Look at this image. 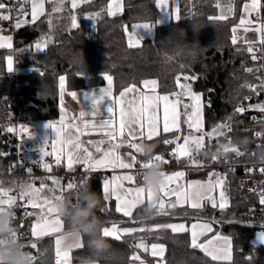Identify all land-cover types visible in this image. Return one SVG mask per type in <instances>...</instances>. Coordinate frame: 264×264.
I'll return each mask as SVG.
<instances>
[{
    "label": "trees",
    "instance_id": "1",
    "mask_svg": "<svg viewBox=\"0 0 264 264\" xmlns=\"http://www.w3.org/2000/svg\"><path fill=\"white\" fill-rule=\"evenodd\" d=\"M108 0H79L73 7L71 0H50L44 4L42 14L31 24L16 29L15 48L22 59L21 68H31L26 74H17L13 79L7 69L11 51L0 49V174L6 173L11 165V147L6 144L8 132L2 129L1 113L7 101L14 97L20 111V119L32 123L53 122L58 117V84L65 77L68 90L102 86L105 76L112 77L114 91L129 86H139L147 79L157 81L160 94L172 95L180 87L176 77L186 76L192 80L191 89L202 97L203 144L206 152L200 155L204 163H249L264 155V139H253L254 133L262 134L264 124L257 109L244 113L237 112L238 104L261 101L262 92L257 86L264 74L260 62L252 59L249 46L258 42V32L253 16L249 24L244 20L243 7L249 0H178L179 20L170 19L158 23L156 0H122V12L112 16L107 12ZM264 12V0H261ZM20 5V9H19ZM231 8L226 19H210L219 16V8ZM28 3L21 0L17 13L28 11ZM7 14L0 10V16ZM79 25L72 27V18ZM90 17V18H89ZM149 23L152 35L141 40L139 47L128 46L127 29L132 25ZM6 20L0 19V26ZM235 29V32L233 31ZM233 37L236 43L233 44ZM41 43L43 48L35 50ZM253 71L248 72L246 69ZM43 73V75H41ZM82 73V75H80ZM194 77V79H193ZM254 84L248 89V84ZM14 85H17L14 88ZM251 99L246 101L247 94ZM257 120L252 121V115ZM218 124L223 129L217 137L208 135ZM183 128H185L183 126ZM176 134L163 133L152 139L142 140V145H154L151 156L137 153V160L145 162L150 157L171 154L172 144L164 140H174ZM225 147H236L242 156L234 152L224 153ZM35 152V151H32ZM218 156V159H213ZM182 162V160H181ZM208 173L193 172L189 178H206ZM102 173L96 172L82 177L81 184L72 189H64L62 197L77 203L79 192L88 187L101 196L96 215L102 226L116 224L133 229H144L124 235L120 240L111 237L114 255L101 260L99 264H137L133 260L138 255L145 264H264V245H254L252 240L257 227L250 224H264V213L249 215L260 206L258 191L264 186V174L243 173L231 170L224 178L225 207L212 209L205 205L200 210H186L190 216L215 217L211 233H221L230 237L232 257L228 262L216 261L199 249L192 248L189 234L173 232L170 228L157 225L170 224L172 218L155 215L142 218V210L137 207L130 217H123L116 211L115 200L104 199ZM64 221L63 232L68 223ZM151 229V231H150ZM23 232V239L30 237ZM143 242L147 247L163 244V260L152 256L136 245ZM33 264H56L53 237L34 241ZM82 247L71 251V264H80L81 258L90 254L87 238H81Z\"/></svg>",
    "mask_w": 264,
    "mask_h": 264
},
{
    "label": "snow or ice",
    "instance_id": "2",
    "mask_svg": "<svg viewBox=\"0 0 264 264\" xmlns=\"http://www.w3.org/2000/svg\"><path fill=\"white\" fill-rule=\"evenodd\" d=\"M167 4V0H157V7L163 9L165 8ZM73 7H76V0H73ZM245 11L246 12H252V11H258L260 8V0H251V4H246L245 6ZM6 5L4 3H0V10L5 9ZM232 9L229 8V11ZM43 12V4L42 2H36L34 0L32 4V19L35 21ZM109 14H112L111 12ZM90 18V17H89ZM177 20H179V14L177 10V14L175 16ZM0 19L3 20H8L9 16L3 15L0 16ZM210 19H218V20H223L226 19L225 16H217V17H210ZM245 21L241 20V24H244ZM17 27H20V22H17ZM72 27L77 28L79 25L76 22V18H72ZM137 27H143L145 29H151L154 27V25L149 24V23H144L141 25H134L133 29ZM257 31H261V29H256ZM235 32V29H233ZM3 39V38H0ZM10 40V37L8 38ZM141 42V39L137 38L136 32L133 31L128 39V46L130 48H135L139 47ZM236 43V38L233 37V44ZM262 44H264V40L261 41ZM4 46L3 44H0V47ZM8 47H11V44L9 43L7 45ZM37 51L41 50V45L37 44L36 45ZM247 51L249 53H253L254 49L253 47L249 46L247 48ZM252 59L255 60L257 59L256 55L253 54ZM8 71L12 72L13 67H12V61L11 58H9L8 62ZM246 71L251 72L253 69L248 68ZM43 75V73H41ZM82 75V73H80ZM105 79L108 81V89H102V96L97 99L94 102V105H99L100 101L104 97H110L111 96V86H112V77L110 75H106ZM184 79H189L188 77H184ZM194 79V77H193ZM180 77H177V83L179 84ZM60 82V88L63 90L65 86V77L61 76L59 78ZM145 85H151L153 91L155 90V86L157 85V81L151 80V81H145ZM184 89V92L182 94L188 95L189 98L194 102V105L192 106V111L189 114V119H188V126L189 128L195 127L197 131L200 130L201 127V121H202V105H201V96L200 94L194 93L191 90V87L188 85H179ZM134 86L132 88L126 89L125 91H133ZM71 95L75 98L77 93L72 92ZM124 93H121V97H123ZM174 95H181V93H176ZM163 101V132L167 133L170 131H173V129L179 131V112H178V105L180 104V100H171L168 95H163V96H142L141 97V104L142 107L138 112H136V117L140 120L141 122V128H143V123H144V117L145 113L149 112L150 110L156 108L158 109L159 103ZM186 109L189 107V105L184 106ZM261 111H264V106H259ZM113 109L111 107L108 108V112H112ZM135 111V109H134ZM237 112H243L245 109L243 107H238L236 109ZM125 111L123 108H121V123H120V135L123 136L124 134V129L125 127L130 126V122H126L123 117L125 116ZM81 117L85 116V112L80 113ZM195 117L193 119L192 117ZM148 126H149V131H148V139H152L153 136H158L159 133V120L154 119L153 117L149 116L148 117ZM88 123H85V127H88ZM92 126H96L95 123L92 124ZM47 127L54 129V131L57 132V135H59V131L56 129L55 125L53 124H48ZM99 127L105 128V127H111V122L110 121H103L102 123H99ZM10 132L13 131V129L9 128L8 129ZM23 131L25 133H28L30 130L28 128H23ZM216 132V129L213 130V133ZM131 135V133H129ZM105 135H108L110 137H115L116 132L115 129L113 128L111 131L105 133ZM257 135H260V133H257ZM30 136V135H29ZM203 142H204V137L203 136H197V137H185L184 138V143L183 144H177L176 149L171 153L172 156L176 158H181V157H193V151L190 148V144L194 143L196 146V151L198 152L202 147H203ZM65 143L68 144H74V148L79 151L80 150V145L79 143H74L71 138H68L65 140ZM94 143V142H90ZM100 143H103L101 141ZM165 144H172L174 141L165 139L164 140ZM133 148H135L137 153H143V146L142 144H133L131 145ZM118 147L117 145H113L112 148H109L107 150H104L102 152V156L99 159L93 158L92 153L88 152V150L85 148L83 149V152L87 154V159H80L79 157L74 156L72 153H69V167L72 166L73 162L76 163H82L87 165L88 169L90 170H96L97 168L100 167H108V166H116L117 163H119V167L121 168H133L135 163H136V156H133L132 160L133 162L131 164L129 163H124L123 161H117V158L115 156V148ZM97 151L100 152L101 149L97 148ZM224 153L228 152H234L237 156H242L243 153L239 151L238 148L236 147H225L223 149ZM47 154V153H45ZM213 159H218V156H214ZM154 160H161L160 156H155V157H150L149 162L143 163L141 166L144 169H150L153 166L152 161ZM59 162V160L57 161ZM167 163V161H164ZM195 159H193V163H196ZM246 171H252V169H247ZM261 172H264V168L260 169ZM165 183L160 186L159 191L163 193L164 197H168L170 195H176L177 196V203L183 199L185 203L190 202V206L192 208H200L202 207L201 200L203 199L201 193L204 191L203 186H200L197 190L189 192L185 190L184 192H178L176 189H172L170 185L178 178H181L184 176L183 172H175L172 173L171 175L163 174ZM114 180L116 179H121L119 177H114ZM122 179H125L129 182H135L137 180L136 176L133 175H127L123 177ZM54 183H59L58 181H54ZM198 183V182H197ZM223 180L221 178H217L216 185H222ZM216 185H210L208 188V191H211L212 188H214ZM43 187V185H41ZM74 185L72 183L67 184V189H72ZM189 187H192V185H189ZM129 194L133 195V199L129 200L127 198H121L117 194V190L115 187H113L112 183L105 181L104 186H103V193H104V199L108 200L110 196L116 195L117 197V205H116V211L117 212H123L124 216H132L133 209H135L139 204L144 203L145 196L147 197V202L149 205L156 207L157 208V215H168L169 213L165 211L166 205H165V200L163 198H157V193L152 190V188L146 184V178L145 174H143V185L136 187L134 189H129L126 190ZM37 192V189H35L32 185H28V190L25 191L24 193L21 194V197L23 198L24 196L31 197L33 194ZM7 197V199H5ZM59 199V197L57 198ZM221 199H224L223 192H221ZM260 202L264 204V192L261 193L260 196ZM47 203V201H45ZM79 203V199L77 201ZM29 204L32 207H36L37 205L29 200ZM15 205V198L8 196V192L6 189L0 188V211H3L5 209H12V207ZM216 204L213 203V207H215ZM225 203H220L219 207L223 209L225 207ZM168 207H176V204H170ZM47 213L50 217H53L51 219H47L45 217H41L39 222L33 227L32 233L34 236H39L41 234L47 235L49 234V231L51 232H56V233H61L56 239V245H57V254H61V245H64V250L62 252L63 255V264H69V252L73 247H82V244L80 242V238H76L73 240V243L70 244H64V242L68 239L67 236L62 232L64 221L62 219V216L59 213L58 208L56 205L48 204L47 206ZM157 228H170L173 232H185L188 231V229L185 227L183 224H165V225H157ZM199 229V231H198ZM144 229H133V228H123L119 229L115 224L111 226H105L102 228V234L104 237L108 238L111 237L115 240H120L122 236L131 234L134 231H143ZM211 230V225L209 224H193L192 225V230H191V247L192 248H200L202 251H204L207 255L211 256L213 260L217 259H230V241L227 240V238L224 239L223 244L225 247L223 248H214L210 247L212 245V241H209L207 244H201L198 243V238L200 235H203L204 232L210 231ZM151 231V229H150ZM261 239L264 240V233L261 234ZM33 248H36V244L33 243L31 245ZM137 248H143L145 251L148 250L147 246L141 242L136 245ZM165 253V247L163 244H152L151 245V254L152 256H159L161 258V261L163 260V256ZM36 257L32 256V260H35ZM133 260H139L140 264H144V261L140 259L138 255H134L132 257Z\"/></svg>",
    "mask_w": 264,
    "mask_h": 264
},
{
    "label": "crops",
    "instance_id": "3",
    "mask_svg": "<svg viewBox=\"0 0 264 264\" xmlns=\"http://www.w3.org/2000/svg\"><path fill=\"white\" fill-rule=\"evenodd\" d=\"M21 1V0H20ZM28 3V11H24L22 13H17L19 15H21V18H18L16 20V24L19 21L20 22V27L29 25L31 23H33V19H32V4L34 2V0H26ZM43 4V10H44V4L46 1H50V0H36V2H41ZM72 4H73V0ZM79 0H76V3ZM123 8V6H122ZM19 9H20V5H19ZM17 12V10H16ZM122 12V11H121ZM120 13H114L112 16L115 15H119ZM254 19V16H253ZM16 26V29L20 28ZM144 30L148 31L146 33V36H149L148 34L150 32H152V28L151 29H145ZM152 35V34H151ZM150 35V36H151ZM0 44H3L4 46L0 47V49H10V47H8L7 45L10 43L11 47H12V42L11 40H9L8 36H2L0 35ZM41 45V49L43 48V45L41 43H39ZM35 50L36 46H35ZM9 58H11L12 61V67L14 70V63H13V58L12 56H10ZM9 62V60H8ZM7 69H8V63H7ZM16 69V68H15ZM145 81H143L141 83V85L139 86H134V90L133 91H128L126 92V89L132 88L133 86H129L126 87L124 89H122L121 91L115 92L114 91V87H113V83L111 86V96L110 97H104L101 101L99 105H94V102L99 99L102 96V89H108L109 85H108V81L105 79V83L102 86H97V87H85V88H81L78 90H68L66 88V84L63 88V90H61L60 88V82L58 84V117L55 121L51 122V124L55 125L56 129L59 131V135L58 136V142L57 144H59V148H58V158L63 159L64 163H65V167L68 170H71L76 162L72 163V166L69 167V153H72L74 156L77 157L78 152L77 150H75L74 152H66L64 147H63V140L64 137L67 136L66 138H69V133L75 128L76 129V141L77 143H79L80 145V149L81 148H85V145H88V152L92 153V157L95 158L96 154L98 155V151L97 148L102 149V145L104 144H109V145H113V143H117L118 138H119V126L118 123H121V108L124 109L125 111V116L123 117V119L126 122H130V126L129 127H125L124 129V134H123V138L125 140V142H122L121 144H117L118 148L117 151L119 153H130L133 156H136V163L134 166L137 165H141L142 162H139L137 160V152L135 150V148L131 147V144H142L141 141L142 140H147L148 137H146L147 131L149 130V126H148V117L151 116L154 119H158L159 120V133L163 134L165 132H163V106H161V104H159L158 109L154 108L152 110H150L149 112L145 113V117H144V123H143V128H141V122L140 120L136 117V112H138L140 110V108L142 107L141 101H139V99H141L142 96L148 95V93L150 92L149 89L144 88L143 83ZM158 85L155 86V88L157 89ZM153 90V89H152ZM157 91V94L159 96H163V95H167V94H160ZM72 92H76L77 95L74 98L71 93ZM184 92L183 88H179L175 93H173L172 95L169 96H173L176 93H181V95L176 96V99H183V98H188L187 95L182 94ZM121 93H124L123 97H121ZM119 98V99H118ZM138 98V100H137ZM111 107L113 109L112 112H108V108ZM135 109V111H134ZM85 112V116L81 117L80 113L81 112ZM179 111V108H178ZM103 121H110L111 122V127H105V128H101L99 127V123H102ZM85 123H88V127H85ZM95 123L96 126H92V124ZM32 122H29L28 125L26 126H22L21 129L23 130V128H28L30 131L28 132L29 136V150L30 151H35L36 153L40 154V155H45V153L43 152L45 149V144H39L38 148H34L32 147V145L36 144L34 143V129ZM115 129L116 132V136L110 137L108 135H105V133L111 131L112 129ZM174 132L176 134L175 138H174V143H173V149L172 152L176 149V145L177 144H183L184 142V138L185 137H190V131L188 128V131L186 128H183V124L182 122L179 123V131L173 129V131L167 132V133H171ZM131 133V135L129 134ZM156 137V136H154ZM101 141H103V143H100ZM90 142H94V143H90ZM85 144V145H84ZM65 155H67V157H65ZM85 158L87 157V154L84 156ZM82 157V158H84ZM81 158V159H82ZM121 161H124V156L120 157ZM182 163L185 162V157H181L179 158V161ZM146 162V161H145ZM144 162V163H145ZM67 164V166H66ZM82 170L87 171V172H92V170L88 169V167H84L85 165L81 163ZM85 168H87V170H85ZM102 169V167L97 168V172H100V170ZM95 171V170H94ZM178 171H183V170H178ZM178 171H173V172H168L166 173L167 175H171L172 173L178 172ZM119 173H123V174H127L124 172H119ZM118 173V174H119ZM184 176L181 178L176 179L171 185L170 187L172 189H176L178 192H184L185 190L192 192L197 190L200 186H203L204 191H202L201 195L203 197V199L201 200V204L202 207L200 208H192L190 206V202L185 203L183 201V199L181 198V200L179 201V203H177V196L176 195H170L168 197H164L162 192H158L157 193V198H163L165 200V211H167L169 214L168 215H161V216H166V217H170L172 218V220L170 221V223H174V222H182L185 227L188 229V234H189V240L191 243V230H192V225L193 224H209L211 225V230L210 231H206L204 232L203 235H200L198 238V243L201 244H207L209 241H212V245L210 247H214V248H223L225 247V245L223 244V241L225 238H227V240H229L231 242L230 237L223 235L221 233L215 232V233H211L214 229V223H217L219 220L215 217H200V216H190L188 215L187 211L188 210H200L202 209L205 205H207L209 208L212 209H216V208H220L219 204L220 203H225V197L222 200L221 199V192H223V196H224V178L222 185H216V181H210L208 179V177L206 178H189L188 174L190 173V171H183ZM163 174V173H162ZM131 175V174H128ZM134 176V175H133ZM164 177V175H163ZM108 182L112 183L113 187H117L119 186V179L117 180H112V178L110 177V179L108 180ZM165 179L163 181V184L165 183ZM198 182V183H197ZM136 183H141V180L137 179ZM189 185H192V187H189ZM210 185H216L214 188H212L211 191H208V188ZM53 187L55 190L57 191H64L63 190H58L56 189V187ZM46 190V189H45ZM37 194L39 193V191L36 192ZM36 194V196H37ZM31 200L33 199V195L31 197H29ZM129 200L133 199L132 197H128ZM176 204V207L172 208V207H168V205L170 204ZM213 203L216 204L215 207H213ZM142 205H146L148 206V202H147V197L145 196L144 199V203L139 204L137 207L142 206ZM136 207V208H137ZM135 208V209H136ZM134 209V210H135ZM154 209L157 210L156 207H154ZM28 210L29 212L32 214L31 212V207L30 204L28 206ZM133 210V211H134ZM187 210V211H186ZM119 214L122 215L121 212H118ZM123 216V215H122ZM125 217V216H123ZM130 217V216H129ZM121 227V226H119ZM32 231V230H31ZM31 231H29V236L31 234ZM199 231V229H198ZM32 242L31 238L29 237L28 240H24L23 244L26 245L28 243ZM81 242V240H80ZM34 243V242H33ZM73 243V240H67V243L64 244H70ZM54 248H55V256L59 257L60 261L59 263L56 264H63V255L62 252L64 250V245H61V254H57V247L54 244ZM77 249V247H73L70 252H69V264H71V251ZM199 249L203 254H205L206 256H208L209 258L212 259L211 256L207 255L204 251H202L200 248ZM33 255H34V250H33ZM230 256L232 257V250H231V243H230ZM230 259H217L216 261H223V262H228L230 261Z\"/></svg>",
    "mask_w": 264,
    "mask_h": 264
},
{
    "label": "built area",
    "instance_id": "4",
    "mask_svg": "<svg viewBox=\"0 0 264 264\" xmlns=\"http://www.w3.org/2000/svg\"><path fill=\"white\" fill-rule=\"evenodd\" d=\"M0 3H4L6 5L7 16L9 19L6 20V24L0 26V35L8 36L12 40L11 47V56L13 58L14 70L10 72V76L14 79L15 76L19 73L22 75H26L31 68H19L22 63L21 56L19 51L15 48V34H16V20L21 18V15L17 14L16 9L20 0H0ZM256 28L261 29L258 32V42L256 45L252 46L254 52L252 53L256 55L257 62H260L261 68H264V44L261 43L264 40V12L262 8V2L260 0V8L257 11V14L254 17ZM180 77L178 85H188L191 87L192 80L184 79L186 76H178ZM177 82V77H176ZM257 86L261 89L262 97L261 101L258 103L251 104L249 102H242L238 104V107H243L245 111L240 112L244 113L249 110L255 109L258 107V111L262 115V120L264 124V111L260 110L259 106H264V74L259 77V82ZM17 85H14L16 88ZM180 87V86H179ZM182 88V87H180ZM248 89H253L254 84L250 83L247 86ZM251 99V94H247L246 101ZM185 105H189V101L186 98L180 99V104L178 105L179 111L182 114L183 118V126L188 131V119L190 114V107L187 109L184 107ZM20 111L17 108V103L13 98L7 101V107L1 113L2 118V129L8 132V138L5 139L6 144L11 147L10 155H11V165L9 170L6 173L0 174V188L6 189L8 192V196L15 198V205L12 207L14 212L13 217V225H14V233L13 236L20 242H24L23 232L31 231L36 224V218L33 214H31L28 210L29 200L28 196L21 197V194L28 190V185H32L37 191H42L47 189L50 186L56 187L58 190L67 189V184L72 183L74 187L81 184L82 177L94 174L96 172H87L82 170L81 163H75L74 167L71 170L66 169L65 163L63 159L51 156V155H40L36 152H32L29 150V134L25 133L21 127L29 124L28 121H22L20 119ZM257 115L253 114L251 117L252 121L257 120ZM11 128L13 131H9ZM208 132V135H210ZM220 134V133H219ZM218 134V135H219ZM212 136V137H217ZM261 136L264 139V131L262 134L257 135L254 133L253 139L258 140ZM190 148L193 151V157H185V162H180L179 159L175 158L171 154H166L161 157V160H154L153 163L159 164L162 173H168L178 170L183 171H193V172H203L206 171L208 173L207 177L210 181H215L217 178H225L226 173L231 170H240L243 173L254 174L261 172L260 169L264 168V155L259 158L257 161L249 162V163H204L200 161V155L205 154L206 147L203 144V147L197 152L196 146L194 143L190 144ZM86 155L83 152V148H81L78 152L77 157L80 159ZM193 159L197 161L193 163ZM59 160V162H57ZM164 161H167L165 163ZM149 162L146 160L145 163ZM247 169H252V171H246ZM147 169H144L141 165L135 166L133 169L121 171L127 174H131L137 177V179L143 181V174ZM119 172H104L102 173L103 181H108L113 174H118ZM264 174V172H261ZM20 181H24L27 183V187L21 188L18 187L17 184ZM54 181H58L59 183H54ZM43 185V187H41ZM58 185V186H57ZM73 187V188H74ZM264 192V186L258 191V196H261V193ZM7 199V197H6ZM264 213V204L260 202V206L257 211H250L249 215L254 214H263ZM252 227H264V224H250ZM59 257H54V262L59 263Z\"/></svg>",
    "mask_w": 264,
    "mask_h": 264
},
{
    "label": "rangeland",
    "instance_id": "5",
    "mask_svg": "<svg viewBox=\"0 0 264 264\" xmlns=\"http://www.w3.org/2000/svg\"><path fill=\"white\" fill-rule=\"evenodd\" d=\"M157 1V0H156ZM42 2V1H41ZM246 4H251V0H249ZM245 4V5H246ZM244 5V6H245ZM158 8V15H157V22L158 23H163V22H167L169 21L170 19H173V20H177L175 18L176 14H177V10H178V0H167V4L165 6V8L161 9L159 7ZM230 8V7H229ZM229 8H219V16L223 15V16H229L231 11H229ZM122 11V0H108L107 1V12L108 13H112V15L114 13H120ZM256 11H252V12H246L245 11V7H243V14H244V21H245V24H249V20H250V14L252 13H255ZM179 14V13H178ZM111 15V14H110ZM247 22V23H246ZM241 24V23H240ZM135 25H141V24H135ZM133 26L132 25L130 27V29H127V36L129 37L130 34L135 31L136 32V35H137V38L138 39H143L145 37H150V35L152 34V32H150L148 35L149 36H146V33L148 31L144 30L143 27H137L135 29H133ZM241 26H243L241 24ZM11 40V39H10ZM12 42V40H11ZM7 50H10L11 51V47L10 49H7ZM151 80H155V79H147L145 81H151ZM156 81V80H155ZM143 86L144 88H147L149 89V93L147 96H152V97H155V96H159L157 94V89L155 88V90L153 91L152 90V86L151 85H145V83H143ZM192 90V89H191ZM192 92H194L192 90ZM194 93H197V94H200L198 92H194ZM169 96V95H168ZM201 96V94H200ZM187 100L189 101V107H190V113L192 111V106L194 105V102L189 98V96L187 95ZM169 98L171 100H176V96H169ZM119 99V98H118ZM138 100V98H137ZM139 101H141V99H139ZM159 104H161V106H163V101H161ZM201 105H202V97H201ZM178 110V109H177ZM179 112V123L182 122L183 123V118H182V114ZM193 119H195V117L193 116L192 117ZM48 124H51V122H38V123H34L33 124V129H34V145H32V147L34 148H38L39 144H45V149H43L44 153H47L45 155H51V156H55V157H59L58 156V148H59V144H57L58 142V136H57V132L54 131V129L52 128H49L47 127ZM118 126H119V131H120V123H118ZM149 131V130H148ZM148 131H147V134H146V137H148ZM189 131H190V134L191 136L190 137H197V136H203V119L201 121V127H200V130L197 131L195 129V127L193 128H189ZM76 129L74 128L70 133H69V138H71V140L74 142V143H77L76 141ZM67 136L64 137V142H63V147L65 149L66 152H74L76 149L74 148V144H68V143H65V140L68 139L66 138ZM154 137V136H153ZM204 137V136H203ZM122 142H125L124 138L119 134V138H118V141L117 143H113V145H117L118 143L121 144ZM184 143V142H183ZM85 145V144H84ZM113 145H109V144H104L102 145V149L101 151L98 153V155L96 154V159H99L101 158L102 156V152L104 150H107L109 148H112ZM132 145V144H131ZM118 146V145H117ZM88 151V145H85L84 146ZM132 147V146H131ZM83 148V149H85ZM117 148H115V156L117 158V161H121L120 157L121 156H124V163H129L131 164L133 162L132 158H133V155L130 154V153H119L117 151ZM65 157H67V155H65ZM176 158V157H175ZM82 159H87V157L85 158H82ZM178 159V158H177ZM144 162L141 163V165L143 164ZM153 163V162H152ZM155 163V162H154ZM85 165V164H84ZM67 166V164H66ZM83 167V166H82ZM84 167H87V165H85ZM135 167V166H134ZM133 167V168H134ZM133 168H130V169H133ZM129 168H121L119 167V163H117L116 166H108V167H102V169L100 170L101 173H104V172H113V171H117V172H121V171H125V170H130ZM85 170H87V168H85ZM92 172H97V170L93 171ZM178 172H183V171H178ZM163 174H166V173H163ZM128 174H123V173H119V174H113L111 176L112 180L114 177H119L121 179H119V186L116 187V190H117V194L121 197V198H127L129 199L128 197H132L133 195L132 194H129L126 190H129V189H134L136 187H139V186H142L143 184H139V183H136V181L133 183V182H129L125 179H122L123 177L127 176ZM117 180V179H116ZM104 182H102V188L104 186ZM143 183V181H141ZM33 194V199L31 200L32 202H34L37 206L36 207H31V212L32 214L35 216L36 218V224L39 222L40 218L43 216L47 219H51L53 217H50L47 213V206L48 204H52V205H56L57 204V201L61 200V197H62V191H57L55 190L53 187H48L46 190H42V191H39V193ZM59 197V199H57ZM114 200H115V207L118 203L117 201V197L116 195H112L111 196ZM6 199V197H5ZM45 201H47V203H45ZM134 210V209H133ZM122 215H123V212H121ZM124 216V215H123ZM125 217H129V216H125ZM35 224V225H36ZM170 224H183L182 222H174V223H170ZM113 225V224H111ZM111 225H107V226H111ZM116 225V224H115ZM184 225V224H183ZM119 229H123V228H130L128 226H122V227H119L118 225H116ZM171 230V229H170ZM172 231V230H171ZM63 232V230H62ZM65 234V232H63ZM264 233V227H260L257 229V231L255 232L254 234V238L252 240L253 244L254 245H264V240L261 239V234ZM61 235V233H56V232H51L49 231V234L47 235H39V236H34L32 231H31V234H30V238H31V241L30 243L24 245L25 246V250L29 251L32 256L33 255V250L34 248L31 246L33 244V242L37 239H40V238H45V237H53V240H54V244L55 246L57 247L56 245V239L57 237ZM68 240V239H67ZM67 240L64 242V243H67ZM148 250L147 252L149 254H151V245L147 247ZM143 251H145L143 249ZM159 257V256H157ZM137 264H140V262H138ZM145 264V263H144ZM156 264H161V263H156Z\"/></svg>",
    "mask_w": 264,
    "mask_h": 264
},
{
    "label": "clouds",
    "instance_id": "6",
    "mask_svg": "<svg viewBox=\"0 0 264 264\" xmlns=\"http://www.w3.org/2000/svg\"><path fill=\"white\" fill-rule=\"evenodd\" d=\"M154 145L143 146V154L151 156ZM146 184L156 193L163 184L164 177L159 164L153 163L145 172ZM18 187L25 188L27 183L20 181ZM101 196L88 187L79 192V203H73L71 199L63 198L57 201L56 207L62 217L66 218L69 225L65 235L69 240L87 238V246L90 254L81 258L80 264H99L101 260L114 255L112 243L102 234V222L96 215L100 206ZM154 207L148 205L142 210V218H150L155 215ZM14 212L12 209L0 211V264H33L32 254L25 250L22 242L14 238L13 225Z\"/></svg>",
    "mask_w": 264,
    "mask_h": 264
},
{
    "label": "water",
    "instance_id": "7",
    "mask_svg": "<svg viewBox=\"0 0 264 264\" xmlns=\"http://www.w3.org/2000/svg\"><path fill=\"white\" fill-rule=\"evenodd\" d=\"M255 109H258V107L256 106ZM214 129H216V132H215V133H213V130H214ZM222 129H223L222 125H221V124H218L216 127H214V128L211 130L210 135H211V136H216V135H218V134L222 131ZM57 186H58V185H57Z\"/></svg>",
    "mask_w": 264,
    "mask_h": 264
}]
</instances>
